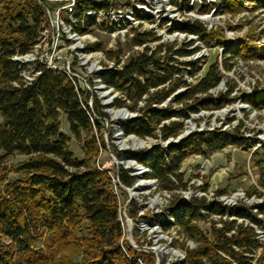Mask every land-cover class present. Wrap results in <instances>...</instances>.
I'll return each mask as SVG.
<instances>
[{"label": "trees", "instance_id": "obj_1", "mask_svg": "<svg viewBox=\"0 0 264 264\" xmlns=\"http://www.w3.org/2000/svg\"><path fill=\"white\" fill-rule=\"evenodd\" d=\"M218 1L226 11L239 10L245 3L253 10L264 9V0ZM44 2L0 0V264H140L139 257L144 264H153L150 254L138 252L129 244L123 250L118 201L110 177L90 164L88 155L76 157L69 149V136L60 128L63 115L76 139L81 140V134H85L83 145L87 154L92 153L98 140L93 130H100V119L107 116L106 112L97 108L99 118L93 117L89 94L76 90L60 71L37 65L35 69L40 72L32 81H25L21 75L24 64L12 58L16 53L28 52L37 41L45 14ZM89 5H95L94 1H76L78 10ZM173 29L199 35L207 43L213 40L197 19L174 21ZM217 38L224 43L222 38ZM134 41L142 39L136 36ZM241 50L246 52L239 43L224 52ZM193 51L185 46L176 48L173 53L177 57L170 60L177 61ZM224 66L231 68L226 59ZM183 69L186 68L160 61L154 52L150 55L143 52L131 57L121 69L102 72L103 83L125 93V98L115 99L114 105L136 112L125 122V134L141 138L160 136L163 140L175 138L190 113L220 108L231 101L228 94L232 89L217 97L208 94L221 80L217 64L213 63L203 77L176 98L180 107H158V103L183 84L179 77ZM174 73L179 76L166 85ZM203 93L204 96L197 95ZM256 93L245 101L260 107L264 104V94ZM91 100L97 104L96 99ZM140 101L144 104L138 106ZM164 120L169 121L164 123ZM240 128L241 124L230 130L193 131L166 146L154 144L150 156L139 161L149 169L146 177L155 178L160 189L171 192L175 190V182L180 187L186 186L180 166L188 156L207 155L228 145L249 150L253 146L250 137ZM116 153L120 156V152ZM260 153L264 154V142L253 155ZM17 156L20 159H14ZM119 179L125 186L134 182L126 169L120 170ZM203 188L206 189V184ZM224 193L225 189L216 191L211 201L204 197H176L170 201L177 208L176 225L186 236L196 234L201 241L194 248L184 249L185 264H247L244 253L261 246L254 226L244 223L246 218L255 224L261 219L243 205H225L216 199ZM204 208L209 214L219 215L220 225L212 222L210 226L212 239L191 223ZM238 218L242 221L238 222ZM263 261L264 255L257 264H264Z\"/></svg>", "mask_w": 264, "mask_h": 264}, {"label": "rangeland", "instance_id": "obj_2", "mask_svg": "<svg viewBox=\"0 0 264 264\" xmlns=\"http://www.w3.org/2000/svg\"><path fill=\"white\" fill-rule=\"evenodd\" d=\"M44 1L42 3L44 10L47 7L51 11L64 2L63 0ZM129 1L134 5L135 15L140 17L141 21L133 25L124 36H117L113 40L108 33L93 26V23H89L87 27L94 40L86 42L85 46L99 45L103 54H96L95 57H100L101 63L113 62L119 68L131 57L143 52L147 55L154 52L155 57L160 61L185 67L180 76L174 73L165 83L168 85L170 80L173 82L179 76L183 84L157 104L158 107L172 109L180 107L176 98L203 77L211 64L216 63L221 80L209 89L208 94L217 97L232 89L228 94L231 101L220 108L199 109L190 113L189 118L184 120L183 129L175 138L169 137L164 140L160 136L141 138L124 132L125 122L134 117L136 112L126 106L114 105L115 99L125 98V93L96 84L92 89L95 95L88 100L90 113L93 117L99 118L96 112L99 108L107 114L100 119V130L96 128L93 130L96 139L98 138L96 148L92 153L87 154L83 145L85 134H81V140L76 139L62 115L60 128L69 136V149L78 158L88 155L91 158L90 164L104 166L112 173L118 168L119 171L126 169L130 175H133L134 182L128 187L130 189H125L126 186L121 187L117 195L123 232L120 244L124 251L129 244L138 252L150 254L153 264H183L184 249L194 248L201 241L196 234L194 237L186 236L176 225L174 217L178 212L176 205H171L170 201L176 197L185 199L204 197L206 201H211L216 191L225 189V193L218 196L217 200L225 205H243L261 219L259 224L253 223L249 218L244 221L245 224L254 226L261 244L259 248H252L250 252L244 253L248 257L247 264H257V260L264 255V185H262L264 154L260 153L254 157L253 153L259 150L264 142V104L255 107L246 102L245 98L255 92L264 94V9L253 10L251 5L245 3L239 10L226 11L220 7L218 0H177L176 3L170 0ZM193 19L201 21L211 33L213 40L210 43L205 42L199 35L173 29L174 21ZM44 26L45 14L39 33ZM136 36L142 41L135 42ZM217 37L222 38L224 43H220ZM239 43L245 46L246 52L244 50L238 53L224 52ZM184 46L194 51L178 57L177 61L170 60V57H177L173 50ZM43 47L42 44V49ZM90 59L91 57L87 61L88 64ZM224 59L231 65L230 69L225 68ZM179 61L183 63L178 64ZM85 70L87 71L88 68H78L77 71L84 74ZM197 95L204 96V93ZM91 99H96L97 104ZM143 104L144 102L140 101L138 106ZM168 121L164 120V123ZM190 124L193 127L188 129ZM238 124H241L240 131L250 137L253 146L247 150L240 146L228 145L207 155L188 156L180 166L185 187H180L175 182V190L168 192L159 188L157 180L146 177L148 170L140 163L139 158L149 157L154 144L166 146L179 136L186 135L189 130L191 132L205 129L230 130ZM116 151L120 152V156ZM14 159H20V156ZM128 159H135L139 165L141 164L140 173L128 165ZM202 161L205 162L204 167L200 166ZM257 161L261 163L258 164ZM205 184L206 189L203 188ZM260 210H263V213H260ZM228 218L234 219L236 216H228ZM218 220L219 215L209 214L204 208L191 223L212 239L210 226L212 222ZM237 221L241 222L242 219L238 218ZM217 225L220 224L217 222ZM139 262L144 264L140 257Z\"/></svg>", "mask_w": 264, "mask_h": 264}, {"label": "built area", "instance_id": "obj_3", "mask_svg": "<svg viewBox=\"0 0 264 264\" xmlns=\"http://www.w3.org/2000/svg\"><path fill=\"white\" fill-rule=\"evenodd\" d=\"M63 1L53 11L45 7V26L40 31L37 41L28 52L13 55V59L24 64L21 71L23 79L27 82L32 81L40 72V70L35 69V66L41 65L64 73L74 84L75 89L84 90L89 94V98L95 95L92 89L96 84L114 89L112 86L103 83L101 74L108 69H121L123 64L117 68L113 62L101 63L100 57H95V55L103 54L102 50L95 47L94 44L91 48L85 46L86 42L94 40L87 28L89 25L87 20L93 23V26H97L108 33L114 40L117 36H124L133 25L141 21V18L135 15L134 5L129 0H92L95 5H89L82 10H78L76 7L77 0ZM79 28L82 30H79ZM42 44L44 45L43 49ZM63 51L64 53H61ZM90 57L88 64L87 61ZM78 68H88V70L81 74L77 71ZM132 160L138 166H141L135 159ZM204 163L202 161L200 166L204 167ZM95 166L108 174L112 192L117 198L118 189L125 187L120 182L119 169L117 168V171L112 173L104 166L99 164ZM145 168L149 171L146 166ZM172 179L174 178L172 177ZM128 187L126 186L125 189H130ZM202 194H205V192H202ZM118 218L121 222L119 208Z\"/></svg>", "mask_w": 264, "mask_h": 264}, {"label": "bare ground", "instance_id": "obj_4", "mask_svg": "<svg viewBox=\"0 0 264 264\" xmlns=\"http://www.w3.org/2000/svg\"><path fill=\"white\" fill-rule=\"evenodd\" d=\"M123 114H124V112H123ZM189 126V125H188ZM193 127V125L192 124H190V126L188 127V129H191ZM190 131V130H189ZM134 138V137H133ZM135 139V138H134ZM135 143V142H134ZM138 142L136 141V143L135 144H137ZM127 162H128V165H130V166H132L134 169H136L137 170V172L138 173H140L139 171H140V167L132 160V159H128L127 160Z\"/></svg>", "mask_w": 264, "mask_h": 264}, {"label": "water", "instance_id": "obj_5", "mask_svg": "<svg viewBox=\"0 0 264 264\" xmlns=\"http://www.w3.org/2000/svg\"><path fill=\"white\" fill-rule=\"evenodd\" d=\"M190 132H191V131L187 132V134H186V135H188ZM186 135H184V136H179V137H178L176 140H174L173 142H176V141H178L179 139H181V138L185 137ZM183 264H184V263H183Z\"/></svg>", "mask_w": 264, "mask_h": 264}, {"label": "crops", "instance_id": "obj_6", "mask_svg": "<svg viewBox=\"0 0 264 264\" xmlns=\"http://www.w3.org/2000/svg\"><path fill=\"white\" fill-rule=\"evenodd\" d=\"M213 160V159H212ZM214 161V160H213Z\"/></svg>", "mask_w": 264, "mask_h": 264}]
</instances>
